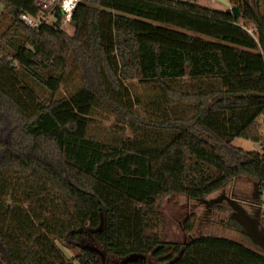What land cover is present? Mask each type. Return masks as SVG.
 I'll use <instances>...</instances> for the list:
<instances>
[{"label": "trees", "instance_id": "16d2710c", "mask_svg": "<svg viewBox=\"0 0 264 264\" xmlns=\"http://www.w3.org/2000/svg\"><path fill=\"white\" fill-rule=\"evenodd\" d=\"M36 1L0 0V264H105L71 242L84 232L120 264H264L230 237L159 234L164 196L203 201L241 176L264 191V12L229 0L255 38L187 0H81L69 34ZM97 112L132 133L99 136Z\"/></svg>", "mask_w": 264, "mask_h": 264}, {"label": "rangeland", "instance_id": "374dc122", "mask_svg": "<svg viewBox=\"0 0 264 264\" xmlns=\"http://www.w3.org/2000/svg\"><path fill=\"white\" fill-rule=\"evenodd\" d=\"M187 1L213 9H226V6L219 0ZM227 1L229 2V0ZM45 2L47 3V0ZM250 3L257 11L264 12V0H250ZM55 4L53 3L54 6ZM242 11L245 17L244 20H250L251 16L247 9L243 8ZM10 23L11 17L0 5V32L5 31ZM64 29L69 34L73 33L71 25L66 26ZM78 77L79 75L76 74L75 79ZM67 89L65 87V90ZM257 122L261 135L264 138V113L257 119ZM116 124L115 117L109 118L107 114L97 112L94 116L93 129L99 136L110 135L115 132H124L126 135L132 133L130 127L125 126L123 130V127H119ZM233 143L236 147L242 148L245 151H263L260 143L243 137H236ZM223 195L238 200L247 209H251L248 203L253 202L258 205L260 203L262 208V225L264 226V191L261 193L258 201V187L256 182L247 176H241L238 179L230 181L222 189L210 194L203 201L193 200L182 194L164 196L160 208L162 221L159 234L162 239L170 242L184 243L189 241L191 237L199 235L226 236L253 247L234 226L227 223L231 207L226 201H215ZM71 242H78L81 245L92 247L105 264H120L122 261L120 258L105 251L103 245L91 233L84 232L80 235L78 241L71 240ZM61 248L69 258H73L76 255L77 251L74 249L62 245ZM3 258H5L4 253ZM151 261L156 262L155 259ZM4 262L8 264L6 259Z\"/></svg>", "mask_w": 264, "mask_h": 264}, {"label": "water", "instance_id": "95a60500", "mask_svg": "<svg viewBox=\"0 0 264 264\" xmlns=\"http://www.w3.org/2000/svg\"><path fill=\"white\" fill-rule=\"evenodd\" d=\"M220 1L226 6L224 10L226 13L231 14L235 19L241 17L242 13L238 6L231 5L227 0ZM215 201H226L229 204L232 211L228 216L227 223L241 232L254 248L264 252V226L262 225L261 206L254 215H251L244 205L230 196L223 195Z\"/></svg>", "mask_w": 264, "mask_h": 264}, {"label": "built area", "instance_id": "2783aa9c", "mask_svg": "<svg viewBox=\"0 0 264 264\" xmlns=\"http://www.w3.org/2000/svg\"><path fill=\"white\" fill-rule=\"evenodd\" d=\"M37 0L38 6L44 9H51L53 8V3H58L61 12H62V19H61V26L65 28L66 26H69L73 17V13L80 3L81 0ZM21 18L24 20L26 24H28L31 27H37L38 22L33 19L31 16L27 14H22ZM55 19V14H50L46 20L47 21H53ZM237 24L246 29V31L256 38V31L257 27L254 23H252L250 20H244V18L241 17L238 19Z\"/></svg>", "mask_w": 264, "mask_h": 264}, {"label": "flooded vegetation", "instance_id": "af4514ba", "mask_svg": "<svg viewBox=\"0 0 264 264\" xmlns=\"http://www.w3.org/2000/svg\"><path fill=\"white\" fill-rule=\"evenodd\" d=\"M220 1V0H219ZM248 205H249V208H251V209H247L248 210V212L251 214V215H254L255 213H256V211H257V209L259 208V206H260V203H259V205L258 204H255V203H248ZM231 211H232V209H231ZM231 213V212H230ZM241 233V232H240ZM242 234V233H241ZM243 235V234H242ZM244 236V235H243Z\"/></svg>", "mask_w": 264, "mask_h": 264}]
</instances>
